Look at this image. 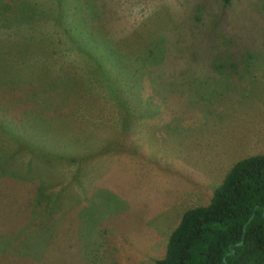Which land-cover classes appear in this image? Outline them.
Returning <instances> with one entry per match:
<instances>
[{
	"label": "rangeland",
	"instance_id": "1",
	"mask_svg": "<svg viewBox=\"0 0 264 264\" xmlns=\"http://www.w3.org/2000/svg\"><path fill=\"white\" fill-rule=\"evenodd\" d=\"M257 155L264 0H0V264H155Z\"/></svg>",
	"mask_w": 264,
	"mask_h": 264
},
{
	"label": "trees",
	"instance_id": "2",
	"mask_svg": "<svg viewBox=\"0 0 264 264\" xmlns=\"http://www.w3.org/2000/svg\"><path fill=\"white\" fill-rule=\"evenodd\" d=\"M219 1L228 6L232 0ZM68 25L73 45L81 52L91 50L100 56L95 63L106 66L101 67L104 71L117 62L115 44L109 50L101 49L100 42H105L96 33L73 32L75 24ZM118 80L115 74L113 84ZM113 84H108L109 90ZM50 156L58 161L63 158ZM17 175L11 176L24 180ZM40 176L43 182L49 176L47 170ZM155 264H264V155L235 163L214 190L209 204L185 211L168 238L163 258Z\"/></svg>",
	"mask_w": 264,
	"mask_h": 264
},
{
	"label": "water",
	"instance_id": "3",
	"mask_svg": "<svg viewBox=\"0 0 264 264\" xmlns=\"http://www.w3.org/2000/svg\"><path fill=\"white\" fill-rule=\"evenodd\" d=\"M252 218V217H251ZM251 220V219H250Z\"/></svg>",
	"mask_w": 264,
	"mask_h": 264
}]
</instances>
